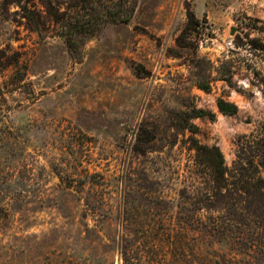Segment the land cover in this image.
Returning <instances> with one entry per match:
<instances>
[{
	"label": "rangeland",
	"instance_id": "rangeland-1",
	"mask_svg": "<svg viewBox=\"0 0 264 264\" xmlns=\"http://www.w3.org/2000/svg\"><path fill=\"white\" fill-rule=\"evenodd\" d=\"M135 1L0 0V264H264V0Z\"/></svg>",
	"mask_w": 264,
	"mask_h": 264
},
{
	"label": "trees",
	"instance_id": "trees-1",
	"mask_svg": "<svg viewBox=\"0 0 264 264\" xmlns=\"http://www.w3.org/2000/svg\"><path fill=\"white\" fill-rule=\"evenodd\" d=\"M10 2L20 5L21 10L23 11V15L25 18L32 20L31 10L26 5H21V0H10ZM94 0H84V5L82 6V11L84 12L81 16L76 18H72L71 22L67 23L66 32L68 34L65 35V43L71 54H75L78 50L79 44V36L80 42L83 40V37H90L96 34L104 24L107 23H129L132 14L135 9L136 1L135 0H116L114 4H107L106 6H100L98 2V6L100 9L93 10L92 4ZM92 11V12H91ZM198 26V20L196 19L194 13L192 11H187V23L185 30H190L194 27ZM217 107L221 113L224 114H233L236 112V106L234 104L225 102L222 99L217 101ZM210 115L201 109L193 110L191 116L200 117L204 115ZM207 149V148H205ZM212 154H215L216 160L213 156L208 157V164L218 172L216 175L223 176L224 172L222 170L223 157L218 148H210L209 149ZM264 182V180H263Z\"/></svg>",
	"mask_w": 264,
	"mask_h": 264
},
{
	"label": "water",
	"instance_id": "water-1",
	"mask_svg": "<svg viewBox=\"0 0 264 264\" xmlns=\"http://www.w3.org/2000/svg\"><path fill=\"white\" fill-rule=\"evenodd\" d=\"M232 32H233V30H232Z\"/></svg>",
	"mask_w": 264,
	"mask_h": 264
}]
</instances>
